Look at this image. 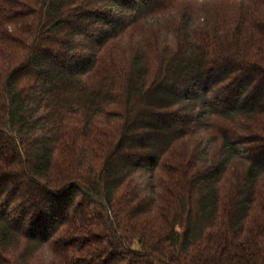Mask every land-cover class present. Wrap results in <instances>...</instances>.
<instances>
[{
  "label": "trees",
  "instance_id": "1",
  "mask_svg": "<svg viewBox=\"0 0 264 264\" xmlns=\"http://www.w3.org/2000/svg\"><path fill=\"white\" fill-rule=\"evenodd\" d=\"M0 264H264V0H0Z\"/></svg>",
  "mask_w": 264,
  "mask_h": 264
},
{
  "label": "rangeland",
  "instance_id": "2",
  "mask_svg": "<svg viewBox=\"0 0 264 264\" xmlns=\"http://www.w3.org/2000/svg\"><path fill=\"white\" fill-rule=\"evenodd\" d=\"M194 6H195V8H197L195 10H198V8L200 10H207V9L209 10L211 8V3H207L206 5L205 4L204 5L203 4H194ZM199 133H200V136L202 137V140H211V138H214L211 134H209L205 130H200Z\"/></svg>",
  "mask_w": 264,
  "mask_h": 264
}]
</instances>
